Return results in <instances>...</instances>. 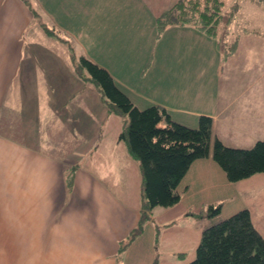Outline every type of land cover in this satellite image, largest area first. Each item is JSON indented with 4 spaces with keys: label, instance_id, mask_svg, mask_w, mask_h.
Instances as JSON below:
<instances>
[{
    "label": "crops",
    "instance_id": "1",
    "mask_svg": "<svg viewBox=\"0 0 264 264\" xmlns=\"http://www.w3.org/2000/svg\"><path fill=\"white\" fill-rule=\"evenodd\" d=\"M177 1L0 0V264H117L118 244L141 219V189L138 198L137 187L129 185L122 191L114 185L112 193L80 166L101 147L108 110L78 56L106 69L139 108L161 106L185 126L199 114L208 116L213 137L229 147L264 140V78L243 70L240 78L220 79L225 61L230 71L243 69L258 55L238 61L190 24L159 29ZM43 128L48 138L39 140L36 131ZM72 130L73 136L65 135ZM121 130L118 125L115 140ZM68 141L74 144L67 154L62 143ZM118 157L103 159L98 170L118 172L120 183ZM207 159L202 165H211L226 188L238 186ZM195 163L179 184L189 195L194 192L186 178ZM262 178L264 173L239 182ZM212 186L201 184L200 190L211 193ZM248 188L264 196V184Z\"/></svg>",
    "mask_w": 264,
    "mask_h": 264
},
{
    "label": "trees",
    "instance_id": "2",
    "mask_svg": "<svg viewBox=\"0 0 264 264\" xmlns=\"http://www.w3.org/2000/svg\"><path fill=\"white\" fill-rule=\"evenodd\" d=\"M222 4L221 0H178L164 14L165 20L158 28L190 24L206 35L218 37ZM78 66L87 71V79L104 97L108 111L124 118L118 140L138 162L142 211L176 205L180 200L177 187L193 162L210 155L211 146L212 159L229 182L264 173V140L247 149L229 147L213 137L212 118L200 116L198 127L191 129L175 122L161 106L140 110L116 86L106 69L83 57ZM140 225L141 219L130 233V241ZM188 264H264V237L253 225L249 210H240L204 229L196 257Z\"/></svg>",
    "mask_w": 264,
    "mask_h": 264
},
{
    "label": "rangeland",
    "instance_id": "3",
    "mask_svg": "<svg viewBox=\"0 0 264 264\" xmlns=\"http://www.w3.org/2000/svg\"><path fill=\"white\" fill-rule=\"evenodd\" d=\"M200 1L202 2L203 0ZM221 2L223 3L221 8L223 18L218 37L213 38L215 45L220 44L227 47L229 52L231 51L235 57L239 58L238 61H251L258 55L257 59L254 60L256 62L254 66L249 64L250 66L243 69H240L242 65H238L237 68L230 71L228 69L229 63L225 61V68L220 78L221 81L225 77H232V75H237L240 78L243 70L247 71L244 76L264 78V0H221ZM163 20L165 19H162V22ZM254 46L257 49L253 48ZM252 53L254 55L251 57ZM229 57L226 60H229ZM79 59L80 57L78 56L76 60L79 61ZM237 72L238 74H236ZM84 74L88 76L85 69ZM99 94V103L106 108L105 99L100 92ZM137 108L144 110L147 107ZM103 110V108H100L96 113L97 116ZM108 113L104 114L103 117L101 116V124L104 128V132L100 134V138L103 137L100 141L101 147L93 148L90 156L80 166L93 172L95 176L99 177V180L103 179L105 185L108 183L110 190H114V185H118L120 191L126 185H129V189L137 187L136 198H138L141 189V178L138 177V168L135 165L137 162L128 155L127 146L123 142L117 145L116 141L118 140L114 138L118 125L122 129L124 122L119 123L114 113L109 111ZM200 115L202 114L194 117L196 123L188 121L186 127L197 128ZM119 118L123 120V117L120 116ZM96 119L100 120L99 117H96ZM52 129L54 134L59 133L54 132L57 129ZM72 131V133L67 132L65 135L73 136L75 130ZM47 132L45 128L37 130L38 139H47ZM260 134L264 135V123L261 125ZM254 143L241 148H251ZM73 144V141L63 142V153H71ZM121 150L126 152L128 157L125 165L121 164L122 160H124ZM117 157L120 159L119 163L121 164V169L118 168V170L120 169V176L121 170L124 169V180L120 181V183H117L118 172L113 171L109 174L104 173L103 170H98L103 159ZM209 157L212 159V146L210 155L202 158L205 164ZM203 161L201 159L199 161L196 160L191 173L186 178V181L191 184L194 195H189L184 192L182 187L178 186L177 192L182 203L170 208L155 207L150 212L142 211V207L140 208L141 225L138 227V232L131 242L129 239L131 235H129L118 244L121 248L118 251L117 264H188L196 257V250L200 243L202 231L243 209L249 210L253 225L264 237V196H259L260 190L252 192L248 188L251 185L262 186L264 178L255 179L253 182H237V187L226 188L223 185L224 182L221 176L218 177V173L211 174L213 170L211 165L205 168L206 165L203 166L201 163ZM215 164L218 166L217 163ZM200 172H202L201 175ZM68 173H71V170H68ZM225 179H227L226 176ZM194 180L195 182H193ZM208 182H212L213 185L211 193H205L204 190H200L201 184L205 187ZM194 183H196V187ZM112 193H115V191ZM188 205L191 208H187ZM212 208L214 209L212 210Z\"/></svg>",
    "mask_w": 264,
    "mask_h": 264
}]
</instances>
